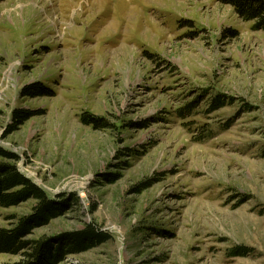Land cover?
<instances>
[{"label":"rangeland","instance_id":"obj_1","mask_svg":"<svg viewBox=\"0 0 264 264\" xmlns=\"http://www.w3.org/2000/svg\"><path fill=\"white\" fill-rule=\"evenodd\" d=\"M253 24L219 0L0 2V146L49 197L78 199L30 239L93 222L110 240L64 264H264V32ZM37 83L53 96L21 94ZM17 109L41 113L6 136ZM84 114L114 128L84 126ZM34 206L0 208V228ZM235 247L250 252L230 257Z\"/></svg>","mask_w":264,"mask_h":264},{"label":"trees","instance_id":"obj_2","mask_svg":"<svg viewBox=\"0 0 264 264\" xmlns=\"http://www.w3.org/2000/svg\"><path fill=\"white\" fill-rule=\"evenodd\" d=\"M2 1L4 0H0ZM219 1L230 5L241 19L253 21L255 31L264 32V0ZM21 94L30 98L53 96L52 91L38 83L25 86ZM220 98L217 96L213 100L209 111H217L223 107L224 102ZM39 113L41 112L14 110L11 124L6 129V136L18 131L25 122ZM81 123L95 131L114 128L106 119L91 114L82 115ZM132 126L140 127L136 124ZM19 160L18 155L0 146V208L16 207L30 200L35 201V206L30 214L17 219L10 228H0V254L18 256L19 261L12 264H64L68 257L84 253L110 240V236L96 229L93 222L81 231L30 239L36 229L64 216L78 203V199L71 193L49 197L44 190L19 172L17 167ZM117 178L118 175L111 176V179L106 181L112 183ZM147 188L148 185L142 186V189ZM249 252L245 247H235L229 256H244Z\"/></svg>","mask_w":264,"mask_h":264}]
</instances>
